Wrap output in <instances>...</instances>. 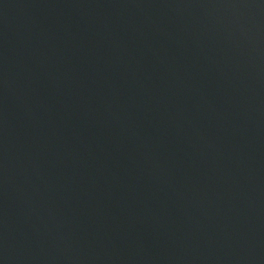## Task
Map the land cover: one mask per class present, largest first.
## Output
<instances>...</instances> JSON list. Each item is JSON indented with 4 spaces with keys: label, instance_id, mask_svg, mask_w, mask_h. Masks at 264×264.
Wrapping results in <instances>:
<instances>
[{
    "label": "water",
    "instance_id": "obj_1",
    "mask_svg": "<svg viewBox=\"0 0 264 264\" xmlns=\"http://www.w3.org/2000/svg\"><path fill=\"white\" fill-rule=\"evenodd\" d=\"M0 264H264V0H0Z\"/></svg>",
    "mask_w": 264,
    "mask_h": 264
}]
</instances>
